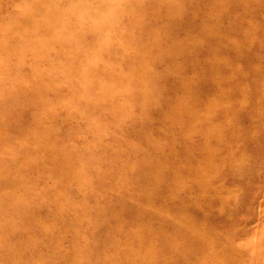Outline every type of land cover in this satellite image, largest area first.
I'll return each instance as SVG.
<instances>
[{
  "label": "clouds",
  "instance_id": "clouds-1",
  "mask_svg": "<svg viewBox=\"0 0 264 264\" xmlns=\"http://www.w3.org/2000/svg\"><path fill=\"white\" fill-rule=\"evenodd\" d=\"M0 264H264V0H0Z\"/></svg>",
  "mask_w": 264,
  "mask_h": 264
}]
</instances>
